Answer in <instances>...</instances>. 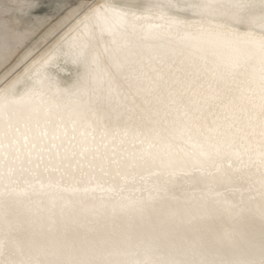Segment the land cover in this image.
I'll return each mask as SVG.
<instances>
[{"label":"bare ground","instance_id":"bare-ground-1","mask_svg":"<svg viewBox=\"0 0 264 264\" xmlns=\"http://www.w3.org/2000/svg\"><path fill=\"white\" fill-rule=\"evenodd\" d=\"M159 1L173 2L176 7L193 9L205 4L242 15L254 14L246 21L261 34L225 30L241 36L248 34L249 46L254 43L252 37L264 36V4L261 0ZM80 3L89 6L85 11L87 16L73 24L76 25L74 28L68 27L60 41L29 68L38 66L37 73L45 77L61 96L89 91L95 86L93 82L110 74L113 78L106 92L109 107L91 117V124L86 129L71 125L54 107L33 115L22 128L15 106L27 99L20 96L23 81L17 76L0 90V120L8 133L5 142L0 144V177L4 181L0 185L4 188L1 196L9 198L12 195L7 191L14 190L18 192L15 197L19 200L14 212L0 204V223L15 218L28 223H46L63 216L64 211L75 207L78 201L95 212L109 210L108 202L101 200L99 194H110L117 186L111 179L116 173L127 177L119 184L126 189L134 188L131 174L138 171L141 163L131 146L126 153L115 155L96 147L113 138L148 143L155 139L157 131L171 127L180 142L198 145L204 143V136L195 134L194 124H203L205 135L211 136L217 126L225 122L237 132L242 149L251 148L259 139V126L264 119V98L259 90L228 91L238 88L229 73L249 67L244 63L243 45L225 35L211 37L210 46L215 55L205 54L194 63L184 51L190 37L178 31L182 25L192 22L178 18H137L125 8L104 4L102 0L90 3L81 0ZM74 11L71 10L64 20ZM69 33L73 34V39L65 43L64 38ZM92 63L97 66V72L86 81L84 68ZM197 116L201 119L196 120ZM18 128H22L25 135L36 137L32 141L35 147L32 143L27 147L21 144L19 151L16 150L14 140ZM145 128L152 129L151 135L145 134ZM81 132L88 140L82 139ZM262 180L264 177L254 170L225 178L226 184L251 188L256 203H259L258 190ZM54 183L77 189L80 193L69 200L47 188V184ZM41 186H45L43 190ZM19 190L25 191L20 193ZM126 193L136 195L131 191ZM175 195L179 196V193ZM172 204L175 203L169 200L164 206L169 208ZM68 253L73 254L70 251L64 254Z\"/></svg>","mask_w":264,"mask_h":264},{"label":"rangeland","instance_id":"rangeland-1","mask_svg":"<svg viewBox=\"0 0 264 264\" xmlns=\"http://www.w3.org/2000/svg\"><path fill=\"white\" fill-rule=\"evenodd\" d=\"M80 1L0 0V90L19 76L22 69L29 68L38 57L53 48L68 27L74 28L76 25L73 24L87 16L85 11L89 6ZM102 2L125 8L137 18H178L190 22L211 18L227 29L261 34L246 21L254 14L242 15L222 7L202 4L193 9L180 5L181 8L173 2L159 0ZM73 9L74 13L64 20ZM57 23L60 24L51 31ZM47 186L69 200L80 193L59 183ZM9 192L12 195L9 198L0 195V204L14 212L19 206L15 197L18 192ZM123 195L127 196L124 203L135 209L128 215L113 214L108 204L109 210L95 212L78 201L75 207L64 211L63 216L46 223H28L18 218L4 220L0 223V264H52L74 258L103 264H153L170 260L208 264L221 259L264 264V245L258 231L255 236L237 235L232 232L231 225L217 227L203 212L195 215L176 204L169 208L157 204L142 209L134 203L136 195ZM253 212L259 222L260 209L254 208ZM68 251L73 254L65 255Z\"/></svg>","mask_w":264,"mask_h":264},{"label":"clouds","instance_id":"clouds-1","mask_svg":"<svg viewBox=\"0 0 264 264\" xmlns=\"http://www.w3.org/2000/svg\"><path fill=\"white\" fill-rule=\"evenodd\" d=\"M230 2V0H221ZM264 4V0H261ZM178 31L186 34L190 39L186 42L184 51L195 63L205 54L215 55L210 46V38L217 35H225L229 39L240 43L245 49V61L248 68L230 72V78L238 88H229V93L237 90H259L264 98V36L252 37L253 45L249 46V35L241 36L235 31H226L225 26L215 22L211 18H205L189 24L182 25ZM73 39L69 33L64 42ZM38 67V66H37ZM37 67L22 69L19 73L23 81L20 96L26 97V102L17 104L15 112L22 122V128L33 115L51 110L53 107L60 111L71 125H80L87 128L91 124V117L97 112L109 107L106 92L111 85L112 76L104 74L99 82H93L95 86L79 95L61 96L56 93L46 78L37 73ZM97 72L95 63L86 64L84 77L86 81ZM201 117L197 116L196 120ZM203 124L193 125L195 134L204 136V143L193 145L187 141L180 142L173 135L171 127L162 128L155 134V139L148 143L137 142L134 139L113 138L112 141L97 145L98 150H106L111 154H124L129 146L135 149L140 159L138 171L131 174L134 188L126 189L119 184L120 173L111 177L116 187L110 194L100 193L99 198L107 201L113 214H130L135 209L129 208L124 201L128 191L134 192V203L142 209L151 208L157 204L163 206L169 200L178 208L200 215L203 212L212 219L217 227L224 224L231 225L234 234H248L255 236L259 232L260 240L264 245V180L261 181L258 194H252L251 188L233 186L225 182V178L232 177L245 171L258 172L264 177V119L260 122L259 139L251 148L239 146V136L232 126L221 122L213 135H205ZM22 128H18L15 134L14 146L17 151L23 144L27 147L36 139L31 134L25 135ZM192 130V129H190ZM146 135H151L152 129L145 128ZM8 133L5 130L3 120H0V144L6 140ZM83 140L88 136L81 132ZM163 140L165 142L161 143ZM91 143V141H89ZM35 147V143H32ZM4 183L0 177V185ZM45 186H41L43 190ZM4 188L0 187V195ZM179 192L180 196L175 193ZM229 205V207H225ZM260 209L259 222L253 209ZM52 264H103L100 261L84 260H58ZM153 264H193L191 261H157ZM208 264H250L239 259L212 260Z\"/></svg>","mask_w":264,"mask_h":264}]
</instances>
